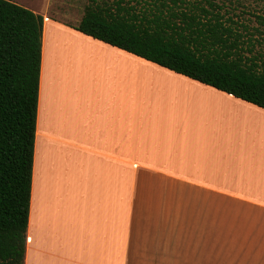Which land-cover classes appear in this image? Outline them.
Here are the masks:
<instances>
[{
  "label": "crops",
  "instance_id": "0c3cea01",
  "mask_svg": "<svg viewBox=\"0 0 264 264\" xmlns=\"http://www.w3.org/2000/svg\"><path fill=\"white\" fill-rule=\"evenodd\" d=\"M19 2L43 17L23 264H264V108Z\"/></svg>",
  "mask_w": 264,
  "mask_h": 264
},
{
  "label": "trees",
  "instance_id": "16d2710c",
  "mask_svg": "<svg viewBox=\"0 0 264 264\" xmlns=\"http://www.w3.org/2000/svg\"><path fill=\"white\" fill-rule=\"evenodd\" d=\"M204 1L154 0L136 11L125 0H91L72 26L264 108V61L241 53V35ZM42 27L41 14L0 0V264H23Z\"/></svg>",
  "mask_w": 264,
  "mask_h": 264
},
{
  "label": "rangeland",
  "instance_id": "374dc122",
  "mask_svg": "<svg viewBox=\"0 0 264 264\" xmlns=\"http://www.w3.org/2000/svg\"><path fill=\"white\" fill-rule=\"evenodd\" d=\"M18 4L19 1L12 0ZM39 8L45 6L46 0H38ZM154 0H125V4L133 5L140 11L144 7H153ZM216 3L224 21L230 25L234 33H239L241 40L240 52L246 57L255 56L258 61H264V0H212ZM91 0H49V14H59L66 22H73L82 16L85 7ZM112 0H108L111 3ZM202 4L206 5L204 0ZM178 5H183L178 2ZM170 5L171 2H169ZM42 10V9H41ZM78 23V22H77Z\"/></svg>",
  "mask_w": 264,
  "mask_h": 264
}]
</instances>
